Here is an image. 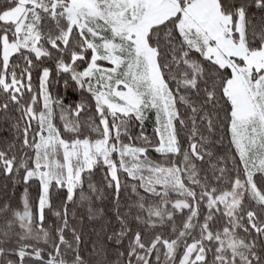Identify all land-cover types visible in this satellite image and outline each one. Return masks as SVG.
<instances>
[{"label": "snow or ice", "instance_id": "obj_1", "mask_svg": "<svg viewBox=\"0 0 264 264\" xmlns=\"http://www.w3.org/2000/svg\"><path fill=\"white\" fill-rule=\"evenodd\" d=\"M0 129V264H264V0H0Z\"/></svg>", "mask_w": 264, "mask_h": 264}, {"label": "trees", "instance_id": "obj_2", "mask_svg": "<svg viewBox=\"0 0 264 264\" xmlns=\"http://www.w3.org/2000/svg\"><path fill=\"white\" fill-rule=\"evenodd\" d=\"M146 128H147L148 132L151 133L152 127L146 126ZM4 135H7V133L3 132V130L0 129V137H2ZM0 183H2V180H0ZM22 191H23V188L22 187H19L18 188V191L16 193V202L19 205V207H20L21 210H22V204L19 202V195H20V193ZM106 204H107V201H103V202L94 201V206L95 207H97V208H104L105 211H107ZM87 206H88L87 205V202H85L84 205H83V207L77 209L78 215H83L85 220H87ZM85 231L87 233L89 231V229L86 228ZM89 247H91V245H89Z\"/></svg>", "mask_w": 264, "mask_h": 264}, {"label": "rangeland", "instance_id": "obj_3", "mask_svg": "<svg viewBox=\"0 0 264 264\" xmlns=\"http://www.w3.org/2000/svg\"><path fill=\"white\" fill-rule=\"evenodd\" d=\"M146 126H150V127H152V126H151V123L146 124Z\"/></svg>", "mask_w": 264, "mask_h": 264}]
</instances>
